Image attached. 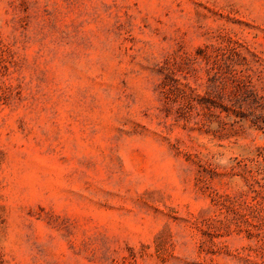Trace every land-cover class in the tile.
I'll return each mask as SVG.
<instances>
[{
  "label": "rangeland",
  "instance_id": "374dc122",
  "mask_svg": "<svg viewBox=\"0 0 264 264\" xmlns=\"http://www.w3.org/2000/svg\"><path fill=\"white\" fill-rule=\"evenodd\" d=\"M0 264H264V0H0Z\"/></svg>",
  "mask_w": 264,
  "mask_h": 264
}]
</instances>
